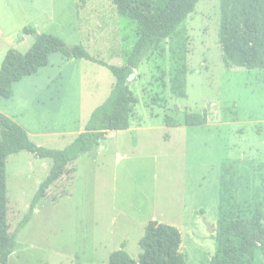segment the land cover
Returning <instances> with one entry per match:
<instances>
[{
	"label": "rangeland",
	"instance_id": "374dc122",
	"mask_svg": "<svg viewBox=\"0 0 264 264\" xmlns=\"http://www.w3.org/2000/svg\"><path fill=\"white\" fill-rule=\"evenodd\" d=\"M80 2L18 0L11 9L13 40L3 46L9 43L26 52L34 38L22 29L31 26L69 46L80 43L109 64L122 65L138 25L106 0H87L82 10ZM219 23L220 0H200L180 33L162 44L163 52L151 50L143 57L128 81L137 98L130 128L109 131L75 161L72 177L64 175L47 190L18 231L7 264H108L110 254L122 246L137 259L142 251L139 240L150 220L179 229L186 264H210L222 165L238 172V200L252 206L258 194L264 205V69L223 62ZM20 35L24 41L15 40ZM181 53L187 70L184 98L169 89ZM57 56L62 57L59 53L51 57ZM67 69L62 79L48 78L49 70L24 76L14 84L12 98L0 97V109L15 114L38 145L66 147L78 121L70 114L55 120L57 106L46 94L40 95L42 101L30 102L36 91L43 86L67 91L78 84L75 76L80 74L87 118L115 81L107 67L85 59L73 60ZM73 96L67 93L70 99ZM186 112H206L207 122L185 125ZM52 127L69 131L51 139L33 135ZM52 163L26 150L8 156L10 231L28 212Z\"/></svg>",
	"mask_w": 264,
	"mask_h": 264
},
{
	"label": "trees",
	"instance_id": "16d2710c",
	"mask_svg": "<svg viewBox=\"0 0 264 264\" xmlns=\"http://www.w3.org/2000/svg\"><path fill=\"white\" fill-rule=\"evenodd\" d=\"M199 1L112 0L121 14L127 15L130 21L138 25L135 42L122 65L109 64L90 55L80 43L69 46L59 37L39 33L34 27L25 26L22 29L23 34L31 35L34 41L24 53L9 48L4 54L0 65V97L11 98L14 83L47 66L55 53L66 60L85 59L105 66L115 81L105 100L90 113L83 130L64 148L34 143L23 126L0 112V264L8 263L18 231L30 220L38 201L47 190L64 175L71 176L76 171L75 161L98 146L109 131L129 128L137 98L129 89L128 76L134 73L149 51L158 49L163 52L162 44L180 33L182 24ZM217 36L225 64L264 69V0H220ZM186 73L185 54L181 53L169 86L177 97H186ZM206 122V112L184 114L185 125L199 126ZM165 123L171 125L169 119H165ZM22 150L40 158H50L53 163L34 194L28 212L16 229L10 231L6 164L9 155ZM220 169L214 255L210 264H264L263 201L258 194L252 206L238 200V172L223 165ZM181 242L177 227L150 220L139 240L142 251L138 258L133 259L122 246L110 254L108 264H186L185 256L180 251Z\"/></svg>",
	"mask_w": 264,
	"mask_h": 264
},
{
	"label": "crops",
	"instance_id": "0c3cea01",
	"mask_svg": "<svg viewBox=\"0 0 264 264\" xmlns=\"http://www.w3.org/2000/svg\"><path fill=\"white\" fill-rule=\"evenodd\" d=\"M50 3L51 1L54 0H49ZM82 2H80V8L81 10L84 9V7L87 4V0H81ZM109 5L112 6H116L112 0H106ZM18 3V0H0V47L5 48L4 50L0 51V65L2 62V59L4 57V54L6 53V51L9 48H13V47H9V45L11 44H5V46H3V43L6 42H12L13 40V32L10 31V26H11V9ZM117 7V6H116ZM50 10H53V6L49 7ZM95 14L98 13V10L96 8L93 9ZM79 13V12H78ZM6 15V16H3ZM5 23V24H3ZM15 39V37H14ZM15 40H20V41H24L25 40V36L20 35L18 36V39ZM17 49V48H16ZM18 50V49H17ZM73 60H76L75 58H71V59H64L63 57H51L50 59V63L52 69H47L49 64L43 68H41L40 70H49L50 73H52V76L48 75V78H55V79H62V75L64 74V69H67V67L69 66L70 62H73ZM67 71H69L67 69ZM40 71L33 73V74H38ZM46 72V71H44ZM32 75V74H30ZM80 77V74H79ZM79 77L77 78L75 76L76 81L78 82V84L74 87H68L65 90H62L61 88H56L53 91H51V89L47 86H43L41 92L40 91H36L34 93V95L32 96V101H36V103H38V101H42L44 97H41V94H46L47 100L51 101L53 103H55V105L57 106V108L55 110V120L59 121V119L61 120L65 115L70 114V116H72V119L74 120V122L78 121V128L77 130L74 132L76 135V133L81 132L84 128V125L87 121V118L90 114H88L89 112H87V118H85L83 115L86 113L85 110V105L83 103V98H82V93L80 91V79ZM15 84V83H14ZM64 91V92H63ZM15 92V85H13V95ZM67 93H73L74 96L73 98H69L67 97ZM64 94H66V96H64ZM48 95V96H47ZM13 97V96H12ZM11 97V98H12ZM29 104V102H28ZM53 107V106H52ZM0 112L8 115L9 117L13 118L17 123L18 120L16 118L15 114H12L11 112H7L6 110L0 109ZM68 112V113H67ZM91 113V112H90ZM22 125V124H20ZM23 126V125H22ZM131 126V124H130ZM129 126V128H130ZM128 128V129H129ZM26 129V128H25ZM82 129V130H81ZM69 130H66L64 128H49V130H46L45 128H41L39 130H37V132H35L33 135L34 137H40V138H44V139H51L52 137L55 136H61L65 133H67ZM118 131V130H117ZM28 135L30 136V133L27 130ZM107 137V135H106ZM105 137V138H106ZM41 143V142H39ZM75 165V163H74Z\"/></svg>",
	"mask_w": 264,
	"mask_h": 264
},
{
	"label": "water",
	"instance_id": "95a60500",
	"mask_svg": "<svg viewBox=\"0 0 264 264\" xmlns=\"http://www.w3.org/2000/svg\"><path fill=\"white\" fill-rule=\"evenodd\" d=\"M134 75H135L134 73H131V74L128 76V81H131V80L134 78ZM208 231H209L210 233L213 232V227L210 226L209 224H208ZM259 237H260V234L258 235L257 240H259Z\"/></svg>",
	"mask_w": 264,
	"mask_h": 264
}]
</instances>
